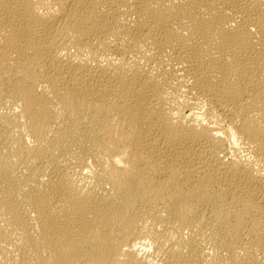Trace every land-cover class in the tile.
<instances>
[{"label": "bare ground", "instance_id": "6f19581e", "mask_svg": "<svg viewBox=\"0 0 264 264\" xmlns=\"http://www.w3.org/2000/svg\"><path fill=\"white\" fill-rule=\"evenodd\" d=\"M0 264H264V0H0Z\"/></svg>", "mask_w": 264, "mask_h": 264}]
</instances>
